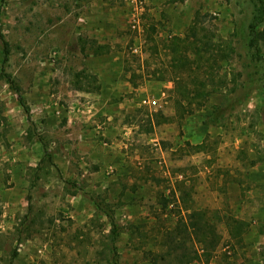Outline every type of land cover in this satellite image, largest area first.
I'll list each match as a JSON object with an SVG mask.
<instances>
[{
  "label": "rangeland",
  "instance_id": "obj_1",
  "mask_svg": "<svg viewBox=\"0 0 264 264\" xmlns=\"http://www.w3.org/2000/svg\"><path fill=\"white\" fill-rule=\"evenodd\" d=\"M177 1L189 18L178 29L169 28L161 9L144 13L135 30L123 0H0V31L10 48L4 72L20 87L33 120L1 74L0 43V264H150L161 233L191 210L204 211L221 237L207 262L192 264H264V62L248 48L256 0ZM196 12L205 16L199 33L212 35L226 56L215 66L205 105L179 119L167 47ZM99 14L112 16L113 27L99 32ZM260 47L264 57V42ZM105 53L120 55L114 67L105 66ZM110 68L131 87L112 97L123 102L114 105L121 134L108 137L101 131L112 126L95 121L80 128L83 136L68 138L61 119L49 124L47 112L60 116L58 107L89 109L87 95L101 87L98 72ZM80 72L95 79L82 83ZM151 97L161 108L141 103ZM156 112L169 120L144 131ZM94 127L87 136L106 158L77 153ZM114 137L122 141L125 166L110 161ZM102 208L120 227L114 243ZM232 220L246 224L240 240L230 233Z\"/></svg>",
  "mask_w": 264,
  "mask_h": 264
},
{
  "label": "trees",
  "instance_id": "obj_2",
  "mask_svg": "<svg viewBox=\"0 0 264 264\" xmlns=\"http://www.w3.org/2000/svg\"><path fill=\"white\" fill-rule=\"evenodd\" d=\"M255 3L252 19L248 25V48L250 54L256 60L264 62L260 47L261 42H264V28L259 29V26L264 22V0H256ZM203 17L205 16L196 12L185 34L183 36H173L167 47L172 54L170 63L174 71L173 78L175 80L172 100L179 119L205 105L209 95L213 92L215 66L219 60L226 56V54L220 56L223 49L217 44L212 35L199 33V29H201L199 25L204 22L202 20ZM0 43L2 53L1 74L6 82L9 83L11 90L16 94L17 102L24 110L27 121L31 125L33 120L30 116V109L20 92V87L10 74L4 72L10 48L1 31ZM201 69L204 70L201 71ZM76 76L81 78L80 81L82 83H85L83 81H90V78L92 80L95 79L94 76H88V74L83 72ZM77 81L80 82L79 80ZM95 88L98 89L99 85H96ZM259 93L264 106V82L260 85ZM160 113H155L157 120L154 119L153 123L152 120H147V127L144 131L150 132L153 124L169 120L167 116H163ZM38 140L42 145L43 155L53 163L51 152L47 150L41 138H38ZM202 147L203 143L194 146L198 150ZM102 209L111 226L109 236L111 242L114 243L120 234V227L115 222L113 212L107 208ZM232 221L233 225L230 226V233L233 238L240 240L246 224L243 221ZM220 241L221 237L216 225L207 218L204 211H187L180 216L173 228L161 233V239L157 244L156 251L149 252V262L150 264L207 262ZM114 253L116 252L114 251ZM16 255L17 250H12L11 257L14 258Z\"/></svg>",
  "mask_w": 264,
  "mask_h": 264
},
{
  "label": "crops",
  "instance_id": "obj_3",
  "mask_svg": "<svg viewBox=\"0 0 264 264\" xmlns=\"http://www.w3.org/2000/svg\"><path fill=\"white\" fill-rule=\"evenodd\" d=\"M180 2H178L177 0L174 1L173 3H170L168 0H148L147 6H146V10L144 13H146L147 11H151L154 12L156 10H164L167 13V17H168V21L167 23L169 24V28H173V29H178L179 25L181 23H185V21L187 22L188 19H185V13H188L186 8L183 9L184 7L182 5H179ZM175 5H177L176 7H174ZM126 11H127V17H128V22H129V14H128V10L127 7L125 6ZM101 20L100 24L98 25V28L96 26V28L98 30H100L99 32H102L103 29H110L111 27H113V23L115 21L114 18H112V16H110L109 14H99L98 15ZM187 16V15H186ZM143 23V22H141ZM94 26V27H95ZM95 28V29H96ZM100 56H105L106 60H108L109 62L105 65L107 68L114 67V64L120 60V55L119 54H114V53H105L102 54ZM102 58V57H100ZM103 66V65H102ZM101 66V67H102ZM105 66H103L102 68H105ZM109 71L105 73L104 71H95V73L98 72V76H99V81L101 83V87L99 89V92H96L94 94L92 93H88L89 95H87V97H91L92 100V104L90 106L89 109H87L86 111L83 112H79V110H68L65 112L62 111V109L60 110L59 107L57 108V111L59 110V114L60 116H56L54 114H52L50 111L47 112V119L49 121V124H51V126H55L56 125V121H62V124L65 125H69L70 127V131L66 133L65 137H76L77 136H83V133L85 131H82L80 128H88V125H90L89 123H93L95 121H97L99 123L105 124V121L107 123V125H111V129H108V127H104V129L107 130L108 134H106V132L104 130H102L101 132L104 133L105 135H108V137H111L113 135L117 136V134H121V130L118 129V126H115V119H116V110H115V106L117 105L118 107L123 105V102H112V97H117L118 94H122V93H126V92H130V86L124 84V81L122 80V78H119L118 72L117 70H115L114 68L111 70L108 69ZM110 84H113V86ZM125 86H123V85ZM124 88V90L122 89ZM77 102V101H76ZM74 102V103H76ZM46 110V108H45ZM44 111V110H43ZM59 117V118H56ZM83 117V118H82ZM96 128L98 127V125L95 126ZM95 127L93 129H89L86 134L87 135H95ZM111 131V132H109ZM90 137L88 139V146L87 148L81 149V147H79L78 144V148H77V153H81L83 152L82 150H84L85 152H90L91 155H93V152H97V154H100V157L106 158V152L102 153L99 152L96 148V144L94 143V139L92 136H87ZM114 140L112 141V148L111 150H108L109 152H112V160L110 161H115V160H119L122 159V164H120V162L117 163V166H125L124 165V159H125V154L121 152L120 150V146L122 145V141L119 139H116L115 137L113 138ZM105 148L102 147L101 151H104ZM76 153V151H75ZM74 153V156H76V154ZM69 158H71V155L68 156ZM93 157V156H92ZM65 161L67 160L64 157ZM94 159V158H93ZM66 163V162H65ZM108 164V163H107ZM104 166V165H102ZM105 166H109V165H105ZM104 166V167H105ZM113 167L116 166L115 163L112 165ZM64 169L66 170V164H64ZM128 167V166H126ZM123 167V168H126Z\"/></svg>",
  "mask_w": 264,
  "mask_h": 264
},
{
  "label": "built area",
  "instance_id": "obj_4",
  "mask_svg": "<svg viewBox=\"0 0 264 264\" xmlns=\"http://www.w3.org/2000/svg\"><path fill=\"white\" fill-rule=\"evenodd\" d=\"M126 4L128 14H129V25L132 29L139 30L141 28L142 16L146 10L148 0H123ZM132 51L135 53H140V47L134 45ZM142 104H146L152 107L161 108V103L156 97L143 98Z\"/></svg>",
  "mask_w": 264,
  "mask_h": 264
}]
</instances>
